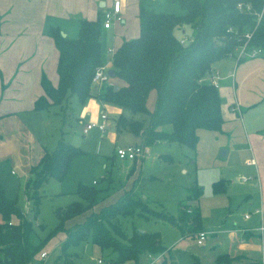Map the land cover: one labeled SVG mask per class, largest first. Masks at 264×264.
Returning a JSON list of instances; mask_svg holds the SVG:
<instances>
[{"label": "trees", "instance_id": "obj_1", "mask_svg": "<svg viewBox=\"0 0 264 264\" xmlns=\"http://www.w3.org/2000/svg\"><path fill=\"white\" fill-rule=\"evenodd\" d=\"M178 1L184 13L160 12L140 4L139 35L124 40L112 57L114 77L121 79L122 85L111 81L98 86L92 84L95 70L103 62L101 18H79V35L75 38L63 36L60 28L51 26L49 33L59 50V83L55 87L43 76L46 94L37 98L35 108L60 104L72 95L83 103L95 95L107 103L122 107L124 112H130V117L124 113L119 115L117 130L140 135L142 142L148 145L167 140L195 148L200 129L220 131L224 121L222 100L207 76L213 63L234 56L240 44L238 37L228 31L229 26L240 33L251 31L250 43L264 48V0ZM239 2L250 4L252 9H239ZM177 28L189 30V42H180ZM152 91L156 92V99L154 107L149 109L147 101ZM137 113L148 117L141 115V118H135ZM167 125H170L169 130ZM82 152L79 146L61 140L52 152L47 151L31 168L32 175L26 191L35 214L38 212L41 183L50 177L64 179L73 159ZM221 182H215V191L223 190ZM202 191L199 185L189 188L187 202H179L176 219L165 213L160 216L178 225L183 234L200 231L201 211L198 205L191 204V200L198 201ZM78 192L86 204L73 203L60 210L59 224L52 232L62 229L66 218L84 211L95 202L97 189L94 186L80 184ZM143 202L129 192L116 203L105 207L101 213H93L83 224L67 231L64 250L70 245L87 241L90 236L91 242L100 248H110L116 253L119 262L138 264L145 253L156 255L164 252L166 246L157 231H134L127 237L124 232L115 231L124 241L112 232L111 227L119 229L114 220L136 213ZM189 209L191 212H188ZM0 214V264H29L33 259L27 237L31 224L23 220L24 212L17 200L9 198L1 186ZM14 217L19 218L18 222H13ZM158 264L171 262L163 258Z\"/></svg>", "mask_w": 264, "mask_h": 264}, {"label": "rangeland", "instance_id": "obj_2", "mask_svg": "<svg viewBox=\"0 0 264 264\" xmlns=\"http://www.w3.org/2000/svg\"><path fill=\"white\" fill-rule=\"evenodd\" d=\"M138 1L128 0L132 15L137 13ZM142 2L156 11L184 13L178 0ZM136 22L126 20V23H120L122 26H119L118 37L121 38L127 31H129L127 35L138 36L140 28ZM176 33L179 36L184 35L179 28L176 29ZM114 43L112 33L107 32L103 45L112 48ZM112 57V53H109L108 58ZM111 82L117 84L114 80ZM91 88L95 92L94 86ZM154 99L156 92L152 91L149 106H154ZM72 100L73 103L67 106L69 110L65 120L61 119V122L63 121L61 126L65 131L63 132L65 140L79 146L83 152L73 159L64 179L50 177L41 183L38 189L39 204L36 214L33 212L32 202L27 203L25 187L18 196L17 204L25 213L23 220L31 224L27 237L33 259L29 264H99V257H102V264H131L129 261L119 262L116 253L110 248H100L91 242L90 236L87 241L70 245L65 248L66 250L63 244L69 229L83 224L93 213H101L105 207L116 203L129 192L142 198L143 206L139 207L136 213L121 216L113 221L119 227V229L111 227L117 238L125 240L115 233L117 230L124 232L126 237L131 236L134 231H157L162 235V242L167 249L166 258L171 264H227L226 259L229 258L223 259V256H226V251L229 250L228 230L234 226L244 225V212L250 208L248 204L251 194L253 195L255 191L254 181L242 180L244 176L251 177L253 165L246 164V156L240 153V149L245 147L241 132L237 130L236 134H233L227 144L228 147L221 146L222 141L215 136L216 131L208 129L199 130V140L195 148L179 142L160 140L151 145L149 156L138 158L135 164H130L126 159L113 155L115 142L108 139V132L114 131L109 123L119 117L117 106L99 98H88L83 103H80L76 96ZM79 108L80 114H77ZM103 113L108 119L101 118ZM123 113L126 117L128 114L131 116L128 111ZM141 115L146 117L142 113H137L134 117L140 118ZM89 122L107 123L105 134L97 128L83 134L82 128ZM118 134L119 142L127 141L125 136H132L125 130ZM140 139L139 137L130 140L139 143ZM221 148H230V152L221 157ZM8 172L5 171L3 174L13 177L10 170ZM220 178L228 184L226 191L224 189L217 192L214 189L215 182ZM195 183L203 190L199 201L203 222L209 232L204 244L198 242L195 233L183 234L175 223L160 216L165 213L176 219L179 202H187L188 186ZM80 184L94 186L97 189L95 202L84 211L66 218L63 228L52 232L59 224L60 210L73 203L86 204L78 192ZM191 204L194 205L193 200ZM18 220L17 217L13 218V222ZM41 250L48 252V256L43 260L40 258ZM151 261L149 253H145L141 255L139 263L150 264ZM159 261L160 259L156 264Z\"/></svg>", "mask_w": 264, "mask_h": 264}, {"label": "crops", "instance_id": "obj_3", "mask_svg": "<svg viewBox=\"0 0 264 264\" xmlns=\"http://www.w3.org/2000/svg\"><path fill=\"white\" fill-rule=\"evenodd\" d=\"M112 1L0 0V186L9 198L18 201L23 187L27 188V182L32 175L31 168L38 164L47 151L52 152L59 141H66L61 119L65 120L69 110L67 106L73 103L72 99L75 95L60 104H52L42 109L35 108L37 98L46 94L42 83L43 76L45 75L55 87L59 83L57 70L59 50L49 33L50 27H58L61 32L66 33V36L75 38L79 35V18L94 20L101 18L102 23L104 12L111 6ZM141 3L143 4L142 0H139L137 13L132 15L128 0L124 2L122 0L123 20L114 22L109 28L102 26V64L107 65L109 70L113 69V62L112 58H108V54L112 53L113 56L124 40L137 37L135 34L127 35L129 31L121 38L117 33L120 23H126V20L132 23L137 21L140 28L138 12ZM179 29L184 34L178 35L180 38L188 36V29ZM107 32L112 33L115 38L112 48L103 45ZM215 76L219 83L217 90L222 100L221 109L224 119L222 129L217 131L215 136L221 139V146L228 147L227 144L233 134H236L237 130L241 132L245 147L240 149V153L246 156V164L253 165L252 175L248 177L250 179L245 181L244 176L242 180L254 181L255 189L248 204L250 208L244 212V225L234 226L228 230L230 244L229 250L226 251V256L229 258L226 259V263L264 264L262 251L264 233L259 229L264 225V54L251 58L238 57L236 52L234 56L222 58L213 63L207 80L211 81ZM111 80L117 85L123 84L118 77L113 76ZM90 98L98 97L93 95ZM149 98L147 107L152 109L154 106H149ZM116 106L119 115L122 114L124 109ZM76 112L80 114V108L79 113ZM117 118L109 123L114 131L108 132L109 141L115 142L113 154L115 157H117L115 154L117 146L133 144L135 141H131L132 139L141 138L140 135L125 130L132 136H125L127 141L119 142L118 133L122 130L116 128ZM84 126L82 133L88 134L89 131L84 133ZM107 126L106 123L104 131L97 129L104 133ZM166 128L169 130L170 125ZM151 145H149L150 149ZM227 150L230 152V148ZM136 160L127 161L135 164ZM8 170L13 177L3 174L5 171L9 173ZM219 180H222L221 185L226 191L228 184L221 178ZM191 186L193 185H189L188 189ZM26 194L27 203H31L27 191ZM199 200L193 201V204L198 205L201 211ZM188 212H191V209ZM246 214L249 216L247 217ZM201 230L207 233L206 240L209 232L205 228L203 216ZM198 232L195 233L197 240ZM166 250L158 257L154 255L157 260L154 263L151 261L150 264H156L159 259L166 258Z\"/></svg>", "mask_w": 264, "mask_h": 264}, {"label": "built area", "instance_id": "obj_4", "mask_svg": "<svg viewBox=\"0 0 264 264\" xmlns=\"http://www.w3.org/2000/svg\"><path fill=\"white\" fill-rule=\"evenodd\" d=\"M122 0H113L112 4L109 8L106 9L104 12V17L102 21V26L105 28L111 27V25L114 22H120L123 20V11H122ZM238 8L241 10H246L250 11L252 9V6L250 4L244 5L242 2L238 3ZM260 17V16H259ZM228 31L235 34L238 39L240 44L236 47V52L238 57H257L259 55L264 54V48L258 45H252L250 43L251 37H252V32L251 31H246L240 33L237 29L233 26L228 27ZM191 39L190 36H184L180 38V42L182 44H186L189 42ZM235 52V53H236ZM111 79V76L109 74V67L105 64L99 65L95 73L92 77V84L95 86L102 85L103 83L109 82ZM211 84H213L216 88H218L219 83L218 80L216 79V76L210 81ZM101 118L104 120L107 118V115L103 113L101 115ZM93 128H98L102 131L105 130L106 128V123L105 122H89L84 126V133H87ZM151 149L148 144H145L143 142L140 143H133V144H127L124 146H117L115 149V154L117 157L121 159H127V160H135L138 158H143L147 156L150 153ZM245 181L250 179L248 177L243 178ZM190 211V209H189ZM248 217L249 215L246 214ZM261 232L264 233V225H261L259 227ZM207 233L205 231H199L198 232V242L202 243L205 238H206ZM263 255H264V244L262 247ZM150 258L152 259V263H154L157 260V257H155L152 254H149ZM48 256L47 250H42L40 252V258L43 260ZM98 263L102 264L103 260L101 258L98 259Z\"/></svg>", "mask_w": 264, "mask_h": 264}, {"label": "water", "instance_id": "obj_5", "mask_svg": "<svg viewBox=\"0 0 264 264\" xmlns=\"http://www.w3.org/2000/svg\"><path fill=\"white\" fill-rule=\"evenodd\" d=\"M61 34L63 36H66V33L64 31H62ZM109 74H110L111 77H113L115 75L114 69H110L109 70ZM227 152H228V150L226 148H221V150H220V156L221 157L226 156L227 155Z\"/></svg>", "mask_w": 264, "mask_h": 264}]
</instances>
